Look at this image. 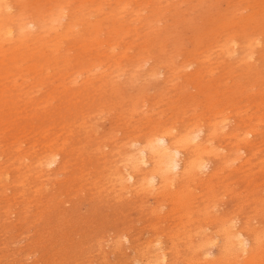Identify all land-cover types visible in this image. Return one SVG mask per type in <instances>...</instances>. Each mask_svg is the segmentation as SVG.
<instances>
[{
	"label": "rangeland",
	"instance_id": "obj_1",
	"mask_svg": "<svg viewBox=\"0 0 264 264\" xmlns=\"http://www.w3.org/2000/svg\"><path fill=\"white\" fill-rule=\"evenodd\" d=\"M23 1L45 10L52 5V0ZM241 1L119 0V7L118 0H61L63 6L82 11L84 22L99 25L88 31L77 25L68 34L62 27L66 20L60 19L55 29L44 35L20 40L14 36L10 42H0V264H144L148 257L157 255V250L166 253V264H206L207 258L220 255L214 251L220 243L218 222L222 218L232 224L230 229L258 230L264 253V167L260 166L264 164V63L256 59L253 69L242 72L235 53H221L212 42L225 25L234 28L235 21H229L234 10L227 11L229 4L234 3L241 15L246 14L242 8L251 1ZM90 11L96 12L89 20ZM11 12L17 13L15 5ZM238 21L237 28L248 23ZM199 38L203 43L197 46ZM187 53L197 59L193 63L198 67L206 53L204 63L213 69L186 76L195 67H182L189 58ZM137 56L152 58L143 64ZM91 62L98 63L97 67ZM151 65L156 75L149 73ZM217 110L226 115L227 127L222 132L231 130L234 122L240 126L239 132L256 116H261L262 122L256 127L258 132L250 136L251 144L239 142L244 151L239 149L235 158L230 154L225 164L219 157L238 142L241 131L237 137L219 131L206 143L211 150L205 155L209 165L189 182L182 195L190 197L187 217L175 209L169 194L133 190L127 181L123 189L113 180L123 169L125 157L151 131L167 129L168 125L177 134L200 125L203 136H208V123L224 122ZM49 145L61 149L60 161L54 167L41 168ZM213 167L220 171L211 177L208 172ZM108 181L113 182L111 187ZM205 249L212 254L205 256ZM252 254L232 264H264V254L260 262L251 259ZM230 261L219 259L217 264Z\"/></svg>",
	"mask_w": 264,
	"mask_h": 264
},
{
	"label": "bare ground",
	"instance_id": "obj_2",
	"mask_svg": "<svg viewBox=\"0 0 264 264\" xmlns=\"http://www.w3.org/2000/svg\"><path fill=\"white\" fill-rule=\"evenodd\" d=\"M241 1V0H240ZM243 1V0H242ZM241 1V2H242ZM251 4L245 6L244 8H242V10L245 9V13L246 14H240L238 13L240 10L235 9V5L234 3L229 4L227 11H231L232 9L234 10V18H232L231 22H239L238 20L242 19V21H246L248 22L246 25H244L243 27L237 28L239 27L235 22H234V28L229 29V26H226L221 29V32L219 34H217L213 39L212 42L216 43V45L218 46V49L221 51V53L224 54H234L236 55L235 57V61L237 63V65H240L243 67V69L241 70L242 72H247V70H250L253 66V62H255V60H260L264 63V3L260 2L259 0H250ZM66 2V1H65ZM61 0H52V5L48 8V9H44L41 8L39 6H33L32 4L25 2L23 0H15V2H9V0H0V42L4 41H8L10 42L14 36L16 37L15 39H25L28 35H34L36 36V34L38 35H44L45 32H48L50 29H55V25L56 23L61 19V20H66V22L62 25L63 30L70 34L71 32H73V29L77 26L80 25L84 31H88L90 28H94L96 25H99V23H91L89 21H83V17L81 12L79 11L77 8L75 9H70L71 5L68 6H63V4H61ZM121 2H119L118 0V6L120 7ZM16 6V14H13L11 12V7L12 6ZM229 9V10H228ZM96 11H90L89 13V20L91 18V16L93 17V15L95 14ZM91 15V16H90ZM110 14L106 13L105 16H109ZM263 22V23H262ZM57 29V28H56ZM125 29V28H124ZM117 30H120L119 28H117ZM116 33V31H115ZM200 39V40H199ZM195 41V45H199L202 42V39L199 38ZM13 42H18V41H13ZM11 42V43H13ZM203 43V42H202ZM212 43V44H213ZM204 45V44H203ZM196 46V47H197ZM205 46V45H204ZM22 47V46H21ZM196 47L193 48L192 54L196 52ZM214 47V46H213ZM205 48V47H204ZM150 49V48H149ZM199 50V49H198ZM203 50V49H202ZM213 50V49H212ZM216 50V49H214ZM110 51V50H109ZM143 50H141L142 52ZM145 51V49H144ZM150 51V50H148ZM205 51V50H204ZM209 52V51H208ZM207 52V53H208ZM216 52V51H214ZM200 53V52H199ZM212 53V52H211ZM210 53V54H211ZM217 53V52H216ZM215 53V54H216ZM1 54V53H0ZM105 54V53H104ZM145 54V53H143ZM149 54V53H148ZM175 54V53H174ZM178 54V53H177ZM181 54V52H180ZM197 54V53H196ZM204 57H206V53H204ZM218 54V53H217ZM98 55V54H97ZM101 54H99L100 56ZM146 55V54H145ZM155 55V54H154ZM153 55V56H154ZM164 55V54H163ZM209 55V54H208ZM212 55V54H211ZM156 56V55H155ZM158 56V55H157ZM168 56V55H167ZM175 56V55H174ZM179 56V55H178ZM187 56L189 57L187 60H185V62L182 64V67L185 69V67H189L192 65H195V67H192V72H190L189 74H185L188 77H192V76H198L200 75L202 72H207L208 67L205 65L204 63V57H202V59H200L199 63L201 64L200 67H198L195 63H193L194 61V57L191 59L190 58V54L187 53ZM203 56V55H202ZM210 56V55H209ZM213 56V55H212ZM109 57V56H108ZM139 57V56H137ZM169 57V56H168ZM176 57V56H175ZM211 57V56H210ZM229 57V56H228ZM111 58V57H110ZM141 59V61H144L143 64L145 62H147L149 60V56H143L142 58L139 57ZM157 58V57H156ZM164 60L165 58L162 57ZM197 58V57H196ZM217 58V56H216ZM227 58V57H226ZM100 59V57H99ZM104 59V58H103ZM154 59V57H153ZM168 59V58H167ZM166 59V60H167ZM172 59V58H171ZM165 60V61H166ZM219 60V59H217ZM221 60V59H220ZM256 60V61H257ZM97 61V60H96ZM111 61V60H110ZM131 61V60H130ZM133 61H135L133 59ZM159 61V60H158ZM170 61V60H169ZM209 61V60H208ZM207 61V62H208ZM211 61V60H210ZM229 61V60H228ZM231 61V60H230ZM101 62V59H100ZM176 62V61H175ZM223 62V61H222ZM92 63V62H91ZM105 63V62H104ZM104 63H101L102 65ZM115 63V62H114ZM163 63V62H162ZM165 63V62H164ZM167 63V62H166ZM233 63V62H232ZM235 63V64H236ZM262 63V64H263ZM90 64V63H89ZM93 65H97L92 63ZM100 64V65H101ZM141 64V62H140ZM142 64V65H143ZM160 64V63H159ZM209 64V63H208ZM214 64V63H213ZM218 64V63H216ZM229 64V63H228ZM99 65V66H100ZM107 65V64H106ZM129 65V64H128ZM138 64H136V67ZM153 65L156 67L158 64L153 63ZM255 65V64H254ZM92 66V65H91ZM98 66V67H99ZM112 66V65H111ZM132 66V65H130ZM135 66V64L133 65ZM163 66V65H162ZM165 66V64H164ZM168 66L170 67V64H168ZM167 66V67H168ZM209 66H212L211 63ZM231 66V65H230ZM89 67V65H88ZM87 67V68H88ZM97 67V66H96ZM106 67V66H105ZM104 67V68H105ZM108 67V66H107ZM135 67V68H136ZM150 74L152 75V73L155 72V68L152 69V65L150 66ZM159 67V66H157ZM168 67V68H169ZM173 67V66H172ZM181 67V66H180ZM179 67V68H180ZM181 67V68H182ZM257 67V66H256ZM255 67V68H256ZM109 68V67H108ZM112 68H116L112 67ZM111 68V69H112ZM123 68V67H122ZM142 68V67H141ZM166 68V67H165ZM164 68V69H165ZM177 67V69H179ZM167 69V68H166ZM213 69V68H212ZM211 69V70H212ZM229 68H227L228 70ZM253 69V68H252ZM259 69V68H258ZM109 70V69H107ZM113 70V69H112ZM116 72L118 71L117 69H115ZM130 70V69H129ZM133 70V69H132ZM160 70V69H159ZM170 70V68H169ZM173 70V69H172ZM172 70H170L172 72ZM210 69H208V71H211ZM257 70V69H256ZM255 70V71H256ZM260 70V69H259ZM175 71V70H173ZM177 71V70H176ZM185 71V70H184ZM184 71L181 72L184 73ZM255 71H253L254 73H256ZM262 71V70H261ZM264 71V70H263ZM115 72V73H116ZM125 72V71H124ZM133 72V71H132ZM141 72V71H140ZM148 71L144 72L145 73ZM170 72V73H171ZM180 71L178 72L181 73ZM186 72V71H185ZM113 73V72H112ZM110 71V74H112ZM136 72H134L135 74ZM139 73V72H137ZM262 73V72H261ZM109 74V75H110ZM131 74V73H130ZM133 74V75H134ZM147 74V73H146ZM155 74V73H154ZM175 72L172 74V76H174ZM248 74V73H247ZM108 75V74H107ZM113 76H115L114 74H112ZM112 75H110L111 77H113ZM132 75V76H133ZM136 75V74H135ZM134 75V76H135ZM156 75V74H155ZM176 75V74H175ZM181 75V74H180ZM242 75H246V74H242ZM250 75V74H248ZM143 77V75H141ZM140 76V77H141ZM146 76V75H145ZM150 76V75H149ZM147 76V78L149 77ZM154 76V75H153ZM130 77L127 75V78ZM139 77V76H138ZM137 77V78H138ZM139 77V78H140ZM151 77V76H150ZM133 78V77H132ZM257 78V77H256ZM110 79V78H109ZM130 79V78H129ZM136 79V78H135ZM150 79V78H148ZM170 79V78H169ZM140 80V79H139ZM168 80V79H167ZM171 80V79H170ZM241 80V79H240ZM248 80V79H247ZM246 80V81H247ZM264 80V79H263ZM149 81V80H148ZM173 81V80H172ZM239 81V80H238ZM261 81V79H260ZM74 82V81H73ZM108 82V80L106 81ZM129 81H127L128 83ZM170 82V81H169ZM248 82V81H247ZM238 83V82H237ZM257 83V82H255ZM260 83V82H259ZM76 84V83H75ZM242 84V83H241ZM253 84V83H252ZM258 84V83H257ZM256 84V85H257ZM132 85V84H131ZM240 85V84H239ZM262 85H264L262 83ZM103 86V85H102ZM108 86V85H107ZM242 87V86H241ZM164 88V86H163ZM86 99V98H85ZM91 99V98H90ZM252 99V98H251ZM133 101V100H131ZM141 101V99L139 100ZM247 101V100H246ZM226 103H228L227 99L225 100ZM249 102V101H247ZM137 103V102H136ZM139 104V103H138ZM255 104V103H254ZM134 105V104H133ZM158 105V104H157ZM84 106V105H83ZM96 106V105H95ZM136 106V105H135ZM142 106V105H141ZM228 106V105H227ZM241 107V105H239ZM138 107V105H137ZM237 107V106H236ZM235 107V108H236ZM239 107V108H240ZM77 108V107H76ZM90 108V107H89ZM135 108V107H134ZM133 108V109H134ZM234 108V109H235ZM238 108V107H237ZM245 108V107H244ZM242 108V109H244ZM87 110H89L88 108H86ZM257 109L259 110V108L257 107ZM91 110V108H90ZM89 110V111H90ZM215 110V109H213ZM225 110V109H224ZM239 110V109H238ZM209 111V110H208ZM218 114L221 115L220 113L221 110H217ZM74 112V111H73ZM76 112V111H75ZM78 112V111H77ZM214 112V111H213ZM243 112V111H242ZM232 113V112H230ZM234 113V111H233ZM256 113V112H255ZM211 114V113H210ZM209 114V115H210ZM215 114V113H214ZM237 114V113H236ZM241 114V113H240ZM76 115V114H74ZM184 115V114H183ZM217 114H215L216 116ZM231 115V114H230ZM229 115V116H230ZM259 115V114H258ZM261 115V114H260ZM224 119V122H212V123H208L207 124V129H210L208 136L206 133L205 136H203V129L200 127H196V126H189L190 128L188 129H183V131L181 133L175 134V132L171 131V129L173 128H168L169 126L167 125V129H161V130H153L151 131L149 134H147L142 142H138L137 145L135 146V150L133 151L132 154H129L128 156L125 157V159L123 160L124 164H123V169H120V173L118 175H116V179H113L114 181L118 180L119 187H121L120 185H122V188L125 186V184L127 182L126 185L128 188H132L133 190H141V191H145L147 190H154L155 194L159 196V194H169L171 196V200L172 203L175 207V209L177 211H179L182 215H185L187 217L188 213L190 212L189 210V202L190 201V197H186V196H182L185 192L184 190L187 188L188 184L190 181H194L196 180L200 174L203 172L204 170H206V168L208 167L209 163H208V159H206L207 157L205 156L206 154L210 153L211 150L208 148L207 146V142L210 140L211 137H214L215 135L218 134L219 131H221V133L223 135H229L232 137H237L238 133L241 131V137L237 138V141L232 147H228L225 148V152H223L221 154L220 158V162L223 164H225L228 160V158L231 157L230 154L233 155V157H237V154L239 153L238 150L242 149L244 151V148L241 147L238 143L241 142V145H244L246 143H249L250 141V136L255 135L258 131H257V125L260 124L259 122L261 121L259 116H256V119L254 120V122L250 123V124H246L245 127L241 128L239 130V132H237L240 128V126L234 122L233 127L231 130L227 131V132H222V130L227 127L226 126V115L222 114L221 115ZM233 116V115H232ZM251 116V115H250ZM179 117V116H178ZM177 117V118H178ZM182 117V116H180ZM194 117V116H192ZM201 117V116H200ZM207 117V116H206ZM209 117V116H208ZM207 117V118H208ZM242 117V116H240ZM248 119H250L249 116H247ZM65 118V117H64ZM183 118V117H182ZM181 118V120H182ZM117 119V118H116ZM147 119V118H145ZM172 119V118H171ZM176 119V118H175ZM198 119V118H197ZM206 119V118H205ZM209 119V118H208ZM218 120L220 118H217ZM221 119V120H222ZM253 119V118H252ZM196 120V119H195ZM193 120V122L195 121ZM163 121V120H162ZM171 121V120H170ZM175 121V120H174ZM178 121V120H177ZM188 121V120H187ZM209 121V120H207ZM212 121V120H211ZM120 122V121H119ZM144 122V121H143ZM169 122V121H168ZM190 122V121H189ZM198 122V120L196 121ZM195 122V123H196ZM262 122V121H261ZM117 123V122H116ZM166 123V122H165ZM187 123V122H186ZM192 123V121L190 122ZM246 123V122H245ZM115 124V123H114ZM118 124V123H117ZM163 124V123H162ZM176 124V123H175ZM173 126H176V125ZM242 124V123H241ZM244 124V123H243ZM141 125V124H140ZM143 125V124H142ZM164 125V124H163ZM186 125V124H184ZM193 125V124H192ZM261 125V124H260ZM166 126V125H165ZM171 126V125H170ZM242 126V125H241ZM184 127V126H183ZM134 128V127H132ZM136 128V127H135ZM139 128V127H138ZM159 128V127H158ZM264 128V127H262ZM170 129V130H169ZM118 130V129H117ZM139 130V129H138ZM149 130V129H148ZM260 131V130H259ZM262 131V130H261ZM116 132V131H115ZM139 132V131H138ZM141 132V131H140ZM145 133V132H144ZM111 134V133H109ZM135 134V133H134ZM263 134V133H261ZM136 135H140V134H136ZM110 136V135H109ZM125 136V135H124ZM131 136V135H130ZM135 137V136H134ZM136 138V137H135ZM215 138V137H214ZM254 138V137H252ZM134 139V138H133ZM115 140V139H114ZM135 140V139H134ZM133 141V140H131ZM130 141V143H131ZM255 141V140H253ZM108 142V141H107ZM113 143V142H112ZM125 143V140L124 142ZM129 143V144H130ZM133 143V142H132ZM119 144V143H118ZM117 144V145H118ZM251 144V143H249ZM248 144V145H249ZM253 144V143H252ZM131 145V144H130ZM129 145V147H130ZM53 145H49L48 148V154L47 155H43L44 159H42L43 161H40L41 164V168L42 165H44L45 167H51V166H55L59 161H60V151L61 149H56L52 147ZM114 146V145H113ZM116 146V145H115ZM120 146V145H119ZM250 146V145H249ZM248 146V148H249ZM256 145H254L255 147ZM102 147V145H101ZM117 147V146H116ZM59 148V147H58ZM103 148V147H102ZM126 148V147H125ZM131 149V148H130ZM103 150V149H102ZM117 150V149H116ZM257 150V149H256ZM115 151V149H114ZM252 151V150H251ZM238 152V153H237ZM256 152V151H255ZM259 152V151H258ZM47 153V152H46ZM107 153V152H105ZM117 153V151L115 152ZM121 153V152H120ZM216 153V152H215ZM214 153V154H215ZM264 153V152H263ZM119 154V153H118ZM128 154V153H127ZM218 154V153H217ZM252 154V153H250ZM255 154V153H254ZM103 155V154H102ZM110 155V154H109ZM112 155V154H111ZM219 155V154H218ZM260 155V154H259ZM104 156V155H103ZM102 156V157H103ZM210 156V155H209ZM38 157V156H37ZM117 157V156H115ZM206 157V158H205ZM245 157V156H244ZM255 157V156H254ZM123 158V157H122ZM121 158V159H122ZM252 158V157H251ZM264 158V157H263ZM41 159V157H40ZM103 159L105 160V158L103 157ZM113 159V158H112ZM120 159V160H121ZM258 159V158H257ZM36 160V159H35ZM39 160V159H38ZM109 160V159H108ZM247 159H245L246 161ZM103 161V160H102ZM101 161V162H102ZM119 161V160H118ZM240 161V160H239ZM96 162V161H95ZM99 162V161H98ZM121 161V163H123ZM237 162V160H236ZM259 162V161H258ZM261 162V161H260ZM109 164V162H107ZM116 163V162H114ZM247 163V162H246ZM35 164V162H34ZM96 164V163H95ZM120 164V163H119ZM245 163L243 162V165ZM110 165V164H109ZM113 165V164H111ZM231 165V163H230ZM237 165V164H236ZM239 165V164H238ZM242 165V164H241ZM260 165V163L258 164ZM257 165V166H258ZM38 166V165H37ZM108 166V165H107ZM117 166V165H116ZM229 166V165H228ZM245 166V165H244ZM248 166V165H247ZM261 167H264V164L260 165ZM258 166V167H260ZM32 167V166H30ZM35 167V166H34ZM40 167H38L40 169ZM115 167V166H114ZM234 167V165H233ZM239 167H241L239 165ZM260 167V168H261ZM263 167L261 169H263ZM28 168V167H27ZM44 168V167H43ZM103 167H100V169ZM117 168V167H116ZM243 168V167H242ZM46 169V168H45ZM60 169V168H59ZM107 169V168H106ZM110 169V168H109ZM112 169V168H111ZM238 169V168H237ZM240 169V168H239ZM252 169V168H251ZM254 169V168H253ZM36 170V169H35ZM57 170V169H56ZM108 170V169H107ZM223 170V168H222ZM228 170V169H227ZM232 170V169H231ZM244 170V169H243ZM242 170V171H243ZM246 170V169H245ZM257 170V169H255ZM34 171V170H33ZM32 171V172H33ZM99 171V170H98ZM109 171V170H108ZM107 171V172H108ZM113 171V170H112ZM119 171V170H118ZM218 168L217 167H213L211 168V170L208 172V175L210 174L211 177H214L218 172ZM236 171V169H235ZM247 171V170H246ZM251 171V170H250ZM249 171V172H250ZM259 171V170H258ZM264 171V170H263ZM7 172V171H6ZM39 172V171H38ZM48 172V171H47ZM47 172H45L47 174ZM55 172V171H54ZM239 172V171H238ZM248 172V173H249ZM262 172V171H261ZM260 172V173H261ZM40 173V172H39ZM38 173V174H39ZM111 173V172H109ZM108 173V175H110ZM251 173V172H250ZM37 174V175H38ZM42 174V173H41ZM40 174V175H41ZM104 174V173H103ZM114 174V172H113ZM112 174V175H113ZM116 174H117V170H116ZM39 175V176H40ZM107 175V174H106ZM107 175V176H108ZM111 175V176H112ZM231 175V174H230ZM245 175V174H244ZM249 175V174H248ZM251 175V174H250ZM38 176V177H39ZM97 176V175H96ZM110 176V177H111ZM115 176V175H113ZM112 176V177H113ZM219 176V175H218ZM37 177V178H38ZM74 177V176H73ZM101 177L103 178V175H101ZM105 177V176H104ZM109 177V178H110ZM36 178V179H37ZM111 180V179H110ZM127 181V182H126ZM21 183V182H20ZM72 183V182H71ZM104 183V182H103ZM108 183L111 184L109 181ZM115 183V182H114ZM193 183V182H192ZM117 184V183H116ZM178 184V185H177ZM18 185V184H17ZM108 185V184H107ZM115 185V184H114ZM105 186V185H103ZM102 188H105L103 187ZM118 186V185H117ZM176 186V187H174ZM112 187H114L112 185ZM206 187V186H205ZM208 187V186H207ZM89 188V187H88ZM115 188V187H114ZM113 188V189H114ZM127 188V189H128ZM101 189V188H100ZM108 189L111 190V188L108 187ZM118 189V188H117ZM124 189V188H123ZM206 189V188H205ZM213 189V188H212ZM102 190V189H101ZM98 190V191H101ZM121 190V189H120ZM106 191V190H105ZM108 191V190H107ZM118 191V190H117ZM116 191V193L118 194V192ZM122 191V190H121ZM125 191V190H124ZM122 191V193L124 192ZM213 191V190H212ZM91 192H94L91 191ZM137 192V191H136ZM140 191H138L139 193ZM153 192V193H154ZM100 193V192H98ZM96 193V194H98ZM115 193V194H116ZM133 193V192H132ZM135 193V191H134ZM150 193V194H151ZM159 193V194H158ZM116 194V195H117ZM128 194V193H126ZM125 194V195H126ZM153 194V195H155ZM216 193H214L215 196ZM103 195V194H102ZM135 195V194H134ZM137 195V194H136ZM144 195H146L144 193ZM153 195L151 197H153ZM160 195V197H161ZM110 196V195H109ZM115 196V195H114ZM118 196V195H117ZM206 196V195H204ZM212 196V197H214ZM121 197V194H120ZM119 197V198H120ZM164 197V196H163ZM209 197V196H208ZM113 198V196H112ZM139 198V197H138ZM211 198V197H210ZM105 199V198H104ZM115 199V198H114ZM113 199V200H114ZM117 199V198H116ZM123 199V198H122ZM195 199V198H194ZM200 199V198H199ZM204 200V198H201ZM208 199V198H207ZM217 199V197H216ZM135 200V199H134ZM262 200V199H261ZM118 201V200H117ZM133 201V200H132ZM169 201V200H167ZM212 201V200H211ZM264 201V200H263ZM165 202V201H164ZM194 202V201H193ZM125 203V202H124ZM167 203V202H166ZM191 203V202H190ZM211 202L209 201V204ZM258 205H262V203L259 201L257 202ZM260 203V204H259ZM138 204V203H137ZM158 204V203H156ZM164 204V203H163ZM206 204V203H205ZM264 204V203H263ZM127 205V204H126ZM135 205V203H134ZM192 205V204H191ZM203 205V204H202ZM196 206V205H195ZM205 206V205H204ZM203 206V207H204ZM137 207V206H136ZM160 207V206H159ZM170 208V207H169ZM205 208V207H204ZM210 208V207H209ZM208 208V209H209ZM257 208V207H255ZM263 208V206H262ZM173 209V208H172ZM193 209V208H192ZM203 209V208H201ZM211 209V208H210ZM264 209V208H263ZM262 209V210H263ZM197 210H199V208L197 207ZM205 210V209H204ZM204 210L202 212H204ZM207 210V209H206ZM261 210V209H260ZM261 210V211H262ZM236 211V210H235ZM260 211V212H261ZM157 212V211H156ZM155 212V213H156ZM196 212V211H195ZM199 212L198 213H201ZM208 212V210L206 211V213ZM256 212V211H255ZM259 212V211H258ZM166 213V212H165ZM172 213V212H171ZM169 213V214H171ZM174 213V212H173ZM205 213V214H206ZM264 213V211L262 212ZM192 214V213H191ZM214 214V213H213ZM260 214V213H259ZM140 215V214H139ZM165 215V214H164ZM163 215V216H164ZM177 216L179 214H176ZM173 216V215H172ZM190 216V215H189ZM188 216V217H189ZM204 217V215H201ZM206 216V215H205ZM161 217V216H160ZM209 217V216H208ZM264 217V216H263ZM146 218V217H145ZM172 218V217H171ZM176 218V217H175ZM182 218V217H181ZM180 218V219H181ZM184 218V217H183ZM192 218V217H191ZM205 218V217H204ZM211 218V216L209 217ZM214 218V217H212ZM211 218V219H212ZM163 219V218H162ZM196 219V218H195ZM202 219V218H201ZM228 219V217H227ZM160 220V219H159ZM158 220V221H159ZM173 220V219H172ZM184 220V219H183ZM189 220V219H186ZM194 220V219H193ZM197 220H200L197 219ZM196 220V221H197ZM203 220V219H202ZM213 220V219H212ZM246 220V219H245ZM185 221V220H184ZM192 221V220H189ZM217 221V220H216ZM181 222V221H180ZM179 222V223H180ZM186 222V221H185ZM219 231H220V243L216 246V250L214 252H216V254H220L219 257H213V258H207L206 259V264H217L219 263V259H230V264L235 263L236 261H238L242 256H246L248 255L250 252L254 253L251 256V259L257 260L260 262V259L262 258V248L260 245V240H259V233H257V231L251 229L250 231H248L246 228L245 229H241V228H235L234 229H230L232 224H226L225 219H221L219 222ZM153 224V223H152ZM188 224V222L186 223ZM159 225V224H158ZM181 226L183 225L180 224ZM195 226V225H194ZM246 226V225H245ZM263 226V225H262ZM149 227V226H148ZM147 227V228H148ZM193 227V226H192ZM198 227V226H197ZM150 228L153 229V227ZM250 228H252V226H250ZM130 229V228H129ZM155 229V228H154ZM153 229V230H154ZM188 229V228H187ZM218 229V228H217ZM249 229V228H248ZM255 229H258L255 227ZM216 230V229H215ZM262 230V229H261ZM129 231V230H128ZM186 231V229H185ZM183 231V233L185 232ZM198 231V230H197ZM212 231V230H211ZM264 231V230H263ZM166 232V231H165ZM190 232V231H189ZM182 233V232H180ZM186 233V232H185ZM188 233V232H187ZM186 233V234H187ZM195 233V231H194ZM156 234V233H155ZM172 234V232H171ZM170 234V235H171ZM162 235V234H160ZM167 235V234H166ZM174 235V234H173ZM252 235V236H251ZM189 236V235H188ZM156 237V236H155ZM176 237V235H175ZM209 237V236H208ZM179 238V237H178ZM187 238V237H186ZM206 238V236H205ZM97 239V238H96ZM120 239V238H119ZM203 239V238H202ZM207 239V238H206ZM155 240V239H154ZM180 240V239H179ZM97 241V240H96ZM119 240H117L118 242ZM150 241V240H149ZM204 241V240H203ZM120 242V241H119ZM123 242V241H122ZM211 242V241H210ZM150 243V242H149ZM155 243V242H154ZM190 243V242H189ZM209 243V242H208ZM206 243V244H208ZM214 243V242H213ZM99 244V242H98ZM124 244V243H123ZM146 244V243H145ZM151 244V243H150ZM194 244V243H193ZM192 244V245H193ZM204 244V243H203ZM263 244V243H261ZM89 245V244H88ZM153 245V244H151ZM196 245V244H195ZM210 245V243H209ZM208 245V246H209ZM118 246L119 243H118ZM142 246V245H141ZM144 246V245H143ZM207 246V245H206ZM205 246V247H206ZM149 247V244H148ZM152 247V246H151ZM150 247V248H151ZM202 247V246H201ZM200 247V249H201ZM204 247V248H205ZM100 248V246L98 247ZM147 248V247H146ZM196 248V246L194 247ZM116 249V248H115ZM155 249V248H153ZM199 249V248H198ZM199 249V250H200ZM156 250V249H155ZM107 251V250H106ZM145 251V249H144ZM158 253L157 255L152 256L153 258L149 259L150 257H148V259L145 261L144 264H166V253L162 250H157ZM141 252V251H140ZM204 255L208 256L210 254H212L210 252V250L205 249L204 251ZM103 253V252H102ZM139 253V252H138ZM142 253V252H141ZM155 253V252H154ZM152 253V254H154ZM108 254V253H107ZM145 254V252H144ZM142 254V256L144 255ZM148 254V253H147ZM194 254V253H193ZM151 255V254H148ZM147 255V256H148ZM108 257V255H106ZM122 256V255H121ZM141 256V255H140ZM179 256V255H178ZM204 256V257H205ZM146 257V256H145ZM191 257V256H190ZM193 258V257H192ZM142 259V258H140ZM179 259V258H178ZM99 260V259H98ZM101 260V258H100ZM129 260V259H127ZM131 260V259H130ZM126 261V260H125ZM183 261V260H182ZM104 262V261H103ZM138 262V261H137ZM144 262V261H143ZM85 264V263H84ZM87 264V262H86ZM188 264V263H187ZM251 264V263H250Z\"/></svg>",
	"mask_w": 264,
	"mask_h": 264
}]
</instances>
